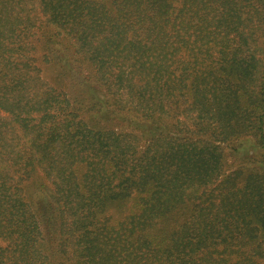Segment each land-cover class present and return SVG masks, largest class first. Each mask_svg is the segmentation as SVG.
Here are the masks:
<instances>
[{
    "label": "trees",
    "instance_id": "16d2710c",
    "mask_svg": "<svg viewBox=\"0 0 264 264\" xmlns=\"http://www.w3.org/2000/svg\"><path fill=\"white\" fill-rule=\"evenodd\" d=\"M0 264H264V0H0Z\"/></svg>",
    "mask_w": 264,
    "mask_h": 264
},
{
    "label": "rangeland",
    "instance_id": "374dc122",
    "mask_svg": "<svg viewBox=\"0 0 264 264\" xmlns=\"http://www.w3.org/2000/svg\"><path fill=\"white\" fill-rule=\"evenodd\" d=\"M231 161H232V159H231ZM232 162H233V161H232ZM229 168H232V165L230 164L229 159L226 158V169H229ZM226 172H229V171L226 170ZM38 180H39V184H44V181H43V179L41 178L40 175H39ZM39 184H37V185H39ZM23 185H24V184H23ZM22 194H23L25 197L27 196V193H26V190L24 189V187H23ZM38 195H39V191H37L36 198H38Z\"/></svg>",
    "mask_w": 264,
    "mask_h": 264
}]
</instances>
